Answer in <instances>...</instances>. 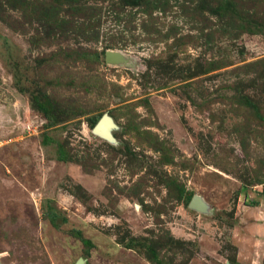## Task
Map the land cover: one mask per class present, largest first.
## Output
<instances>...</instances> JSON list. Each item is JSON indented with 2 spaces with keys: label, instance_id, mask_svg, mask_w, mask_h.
<instances>
[{
  "label": "rangeland",
  "instance_id": "obj_1",
  "mask_svg": "<svg viewBox=\"0 0 264 264\" xmlns=\"http://www.w3.org/2000/svg\"><path fill=\"white\" fill-rule=\"evenodd\" d=\"M144 1L0 0V264H264V0Z\"/></svg>",
  "mask_w": 264,
  "mask_h": 264
},
{
  "label": "trees",
  "instance_id": "obj_2",
  "mask_svg": "<svg viewBox=\"0 0 264 264\" xmlns=\"http://www.w3.org/2000/svg\"><path fill=\"white\" fill-rule=\"evenodd\" d=\"M76 1L77 0H70L71 3L68 4L65 2V0H11L9 6L11 10L14 11L28 10L29 12H32L33 14L37 15L38 20L42 23V26H44L45 28H53L54 30L57 29L60 32L64 33L68 31L66 27L69 26V19L66 20L64 17V14L65 16L67 15V11H65L64 8L67 6L69 7L74 2L73 7H71L72 10H83V7H78L75 5ZM124 3L125 5L127 4L135 7H143L145 5L144 0H141L140 2H138V0H124ZM258 64H260V68L264 69V61ZM247 107L250 108L252 111H255L256 115L259 117L258 109L253 104H249ZM37 108L45 114L46 118L51 119L49 117V114L45 110V107L40 105V107ZM89 120L91 122V125H95L98 120V116L90 118ZM58 152V159L65 161L66 157L63 149L61 148ZM257 181H259L258 178ZM128 248H131V246L129 245ZM150 251L152 254L150 256V259L157 260V257L155 256V251L152 249H150Z\"/></svg>",
  "mask_w": 264,
  "mask_h": 264
},
{
  "label": "water",
  "instance_id": "obj_3",
  "mask_svg": "<svg viewBox=\"0 0 264 264\" xmlns=\"http://www.w3.org/2000/svg\"><path fill=\"white\" fill-rule=\"evenodd\" d=\"M119 54L112 53L111 51H107L105 53V59L107 62H112L117 58H120ZM113 127L112 121L109 117L103 116L99 122L94 126L92 132L96 135L102 136L103 138H110L109 130ZM189 208L197 210V211H204L206 206L203 200L198 196H193L189 203ZM81 262H79L80 264Z\"/></svg>",
  "mask_w": 264,
  "mask_h": 264
}]
</instances>
